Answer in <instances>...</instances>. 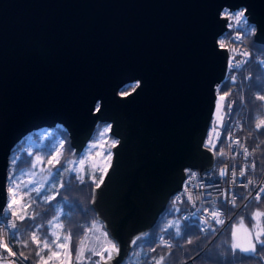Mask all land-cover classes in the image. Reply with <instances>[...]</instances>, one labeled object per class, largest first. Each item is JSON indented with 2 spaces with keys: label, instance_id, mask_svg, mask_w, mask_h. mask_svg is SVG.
<instances>
[{
  "label": "water",
  "instance_id": "obj_1",
  "mask_svg": "<svg viewBox=\"0 0 264 264\" xmlns=\"http://www.w3.org/2000/svg\"><path fill=\"white\" fill-rule=\"evenodd\" d=\"M238 5L264 42V0H0V213L11 151L28 132L63 124L82 135L78 151L110 118L120 141L91 206L117 241L110 264L123 260L183 166L211 167L202 141L227 65L221 10Z\"/></svg>",
  "mask_w": 264,
  "mask_h": 264
},
{
  "label": "trees",
  "instance_id": "obj_2",
  "mask_svg": "<svg viewBox=\"0 0 264 264\" xmlns=\"http://www.w3.org/2000/svg\"><path fill=\"white\" fill-rule=\"evenodd\" d=\"M241 25L239 32L242 36V45L249 50L246 59L248 62L240 68L238 82L227 81L223 84V89H230V95L235 99L237 112L244 120V131L250 153L256 161L254 171L256 174H261L264 173V127L258 130L257 124L264 119V101L258 100L257 97L264 95V42L254 38V22L245 17ZM132 86V83L125 84L122 90L130 89ZM107 124L108 122L103 121L97 123L87 148L80 153L74 151L68 128L59 123L48 127L43 137H40L38 131L46 127L33 129L32 133L37 143L32 147L27 146V135H25L12 149L8 173L18 176L28 175L30 179L39 183V188H42L40 196L28 190L27 194L20 198L19 203L13 206V210L17 213V227L11 232L10 239L15 233L13 243H17L18 246L14 249L18 253L23 251L28 255L29 260L26 262L29 264H35L38 260L35 256V251L38 249L29 239L34 231L41 240L44 239L45 234H49V242L55 239V236H51V233L55 232L60 236L58 243H63L64 236L70 232L73 264H76V248L90 231L92 222L97 217L96 211L91 206L93 188L101 180L110 161L109 153H112L111 143L115 137L110 132L101 136L108 127ZM99 138L101 141L98 140ZM57 142L64 145L63 149L56 145ZM93 144L96 145L95 148L90 147ZM57 150L62 152L59 157L61 163L52 167L48 165L47 160L55 155ZM37 156L42 157L43 161L38 163L36 168H32ZM77 157L85 161L83 170L74 163L68 166L76 168L77 172L61 171L56 175L66 161L71 158L77 160ZM13 160L16 161L15 165ZM218 162L219 159L216 157L215 163ZM77 175L83 177V183L73 178ZM45 196L48 197L47 202L43 199ZM26 200L28 204L24 205ZM180 208V205L169 200L157 221L133 238L127 255L118 264H155V261L161 257H164L163 264H264V250H258L251 255L239 251L233 254L230 251L231 226L234 221L243 218L250 226L253 236L258 231L256 225L264 228V216L256 220L253 215L256 209L264 212V193L259 201L248 200L229 224L218 233L212 222L199 226L192 219L182 218ZM19 216H24V220L21 221ZM160 235H162L161 239ZM22 240H29L28 248L19 245V241ZM53 250L62 253L63 249L53 247ZM48 254L47 249L41 253L45 258ZM61 258L62 255L58 258L54 257L49 264H59ZM98 260L99 257L93 256L89 261L82 260V264H95Z\"/></svg>",
  "mask_w": 264,
  "mask_h": 264
},
{
  "label": "built area",
  "instance_id": "obj_3",
  "mask_svg": "<svg viewBox=\"0 0 264 264\" xmlns=\"http://www.w3.org/2000/svg\"><path fill=\"white\" fill-rule=\"evenodd\" d=\"M224 9H228L235 14L240 11L245 12L246 7L243 5L225 6L221 13ZM242 22L243 19L239 25H236L234 20L226 21L227 27L222 35L218 37V41H225L228 49L227 65L223 79L215 85L213 109L202 142L204 146L212 150L219 162L215 163V159L213 166L204 172H200L196 167L186 166L182 184L175 189L171 196L172 201L181 206L180 216L182 218L192 219L199 226H204V221L207 219L216 226V233L229 224L248 200L256 199L259 188L264 187V173L256 174L255 168L252 167L253 163L256 165V161L250 153L242 115L237 112L236 102L230 95V89H223V84L227 81L238 82L239 70L244 64L242 63L239 67H232L230 70L229 61L232 60V57H235V61H233L235 63L245 61L249 56V50L241 42L242 36L239 28L242 26ZM232 49H235V51H232ZM241 53H248V56L240 55ZM225 93H228V95H225ZM222 95L225 97L223 101L220 100ZM218 104L219 109L217 108ZM209 140H211V144H209ZM236 141H239V143L237 144ZM244 149H247L248 154H245ZM225 169H227V174L221 175V172ZM233 170L236 172L235 183H233L232 177ZM241 171H245L244 176L240 175ZM11 176L13 175L8 173L7 177ZM17 176L18 174L15 175V178L16 184L19 185L17 188V200L19 201L21 197L23 198L27 194L28 190L38 187L39 183L30 179L28 175ZM24 179L26 180L25 184ZM29 180H32L33 183L29 184ZM248 181L252 183L248 184ZM244 185H247V187ZM8 186H14L11 180H7L6 187ZM225 194H227V200ZM262 194L260 193V196ZM189 196L191 199H189ZM232 199H235V207L230 202ZM8 200L11 202V197L6 199L0 213V234L6 240L10 239V234L14 230L11 225L13 223L17 225V217L12 215L13 209H9L7 206L10 203ZM27 204L28 201H24V205ZM212 210L221 213V218L225 221L223 225L216 224L214 220L210 219ZM93 225H95V228H93ZM105 233L107 237H105ZM159 238L161 239L162 235ZM106 239L117 244L104 226L103 221L100 218L94 219L90 231L86 233L83 239L85 256L89 257L83 260L89 261L93 257L87 249H101L102 246H106ZM13 251H16L14 247ZM64 251L63 249L62 253ZM4 254V249L0 248V259ZM9 259H18V257H10ZM62 259H64L63 255ZM73 260L72 258V264ZM20 264L29 263L21 261Z\"/></svg>",
  "mask_w": 264,
  "mask_h": 264
},
{
  "label": "snow or ice",
  "instance_id": "obj_4",
  "mask_svg": "<svg viewBox=\"0 0 264 264\" xmlns=\"http://www.w3.org/2000/svg\"><path fill=\"white\" fill-rule=\"evenodd\" d=\"M222 18L225 21L228 20H234L236 25H239L241 20L244 19L245 17V12L244 11H240L238 13L233 14L232 12H230L228 9H224L221 13ZM218 46L221 49H226V43L224 40H219L218 41ZM232 51H235V49H232ZM240 55L243 56H248V53H241ZM233 61H235V57H232V60L229 61L230 64V70L232 67H239L242 63H247L248 61H242V62H235L233 63ZM234 79V78H233ZM140 85L137 84L135 86V88H139ZM135 88L132 89V91H135ZM131 93L129 91H124L121 93L122 96H128ZM225 95H228V93H225ZM224 95H222L220 97V100L223 101L224 100ZM258 100L264 101V95L258 96L257 97ZM217 108L219 109V104L217 105ZM96 112H100L101 109L99 106H97L95 108ZM262 127H264V119H262L258 124H257V129H261ZM111 130V127H106L104 129V131L101 133V136L106 135L109 131ZM119 142L116 140H113L111 143V147H116L117 144ZM236 143L238 144L239 141H236ZM209 144H211V140H209ZM64 145L61 144L60 145V149H63ZM91 148H95L96 145L93 144L90 146ZM215 146L213 145V148ZM245 154L247 153V149H244ZM222 154V153H221ZM29 155H31V153H29ZM62 155V152L60 150H57L56 154L51 156V158H49L47 160L48 165H51L52 167H55L56 165L60 164L61 161L59 159V157ZM111 157V153H109V158ZM43 161V158L40 156L36 157V162H34L32 164V168H36L38 163H41ZM16 161L13 160V165H15ZM74 162L73 161H66L65 165H63L61 167L60 170H58L56 172V175H59L61 171H66L68 173H74L77 172V169L74 167H69L68 165H72ZM85 163V161L83 159H81L79 161V164L81 165V169L83 164ZM255 164L253 163L252 167L255 168ZM227 174V169L223 170L221 172V175H226ZM31 175H35V173H31ZM241 176L245 175V171H241L240 172ZM235 176H236V172L235 170H233L232 172V177H233V183H235ZM75 179H79L81 183L84 182L83 177L77 175L75 177H73ZM7 180H11L13 182L14 186H8L6 188V193L10 194L11 197V202L8 203V208L9 209H13L14 205H17L19 203V201L17 200V188L19 187V185L16 184V178L15 175L11 176V177H6ZM29 184H32L33 181L29 180L28 181ZM251 181H248V184H251ZM99 186V185H97ZM245 187H247V185H244ZM61 187H63V184H61ZM33 192L36 193L37 196L41 195V191L42 188L39 187H34L32 189ZM260 193H264V187H260L256 196L257 201H259L261 199ZM22 199V197H21ZM43 199L45 200V202L48 201V197H43ZM189 199H191V197L189 196ZM225 199L227 200V194H225ZM233 205V207H235V199H232L230 201ZM13 216H17V213L15 210H13L12 212ZM264 216V212H256L255 213V217H262ZM19 219L21 221L24 220V216H19ZM210 219L214 220L216 224H220L223 225L225 223L224 219L221 218V213L219 211L216 210H212L210 213ZM205 224H208L209 221L206 219L204 221ZM62 227V225H57ZM12 228H16L17 225L15 223H13L11 225ZM258 231L256 232V234L253 236V233L250 229L244 228V220L243 218L240 219L239 221V226L236 230H234L232 232V236L235 242H233L231 244V248L230 251L235 254L237 251H239L240 253H244V254H255L258 252V250H264V228H260L259 225L255 226ZM93 228H95V225H93ZM240 228H244V231L247 233L246 236V241L244 243L239 242V240L236 239L237 237V231H239ZM213 231H215V229H213ZM51 236H55V239L51 240V242H49V234H45V237L43 240H41L36 232H32L29 239L31 240V242L33 244L36 245V248L38 249L37 251H35V256L38 257V260L35 262V264H49V261H52L54 257H60L61 255L64 256V259L59 260V264H72V249H71V233L69 232L67 235L64 236V242L63 243H58V241H60V236L57 235L55 232L51 233ZM105 237H107V234L105 233ZM13 240H15V233L12 234V238L11 239H4L3 235L0 234V248L4 249V255L2 256V259H0V264H20L21 261H28L29 260V256L25 255V253L23 251H13V247H17L18 244L17 243H13ZM188 243H192V241H188ZM11 245V246H10ZM19 245H22L23 248H28L29 247V240H22L19 241ZM42 245V246H41ZM167 247H171V245H165ZM259 246V248H258ZM53 247H55V249H64L65 251L63 253H60L59 251H55L53 250ZM47 249L48 250V255L45 258V256H42L41 253L44 252V250ZM87 251L92 255V256H98L99 260L95 262V264H110L111 261H113L115 259V257L117 255H119V248L117 247L116 244L112 243L111 240H107L106 239V246H102L101 249H96V248H89L87 249ZM153 251H155V249H153ZM10 257H18V259H9ZM89 257L85 256V246H84V241L81 240L79 242V246L76 248V255H75V261L76 264H82V260L83 259H88ZM163 260L164 257H161L159 260L155 261V264H163Z\"/></svg>",
  "mask_w": 264,
  "mask_h": 264
},
{
  "label": "rangeland",
  "instance_id": "obj_5",
  "mask_svg": "<svg viewBox=\"0 0 264 264\" xmlns=\"http://www.w3.org/2000/svg\"><path fill=\"white\" fill-rule=\"evenodd\" d=\"M60 124V123H59ZM43 128H45V127H43ZM46 129H48V127H46L45 129H40V131H38L39 132V135H40V137H43L44 135H45V131H46ZM27 141V146L28 147H32L34 144H36L37 143V140H36V138H35V135L32 133V131L31 132H29L28 134H27V139H26ZM99 141H101V139L99 138L98 139ZM114 140H115V138H114ZM89 141H90V139L88 140V143H89ZM88 143L86 144V148H87V145H88ZM57 146H60V142H57V144H56ZM79 147H81V146H79ZM54 150H56V148H54ZM74 151H75V149H74ZM76 152V151H75ZM80 153V152H79ZM214 158H213V160H212V163H211V166L214 164V162H215V159H216V157H215V155L213 156ZM81 159H83V158H79V157H77V160L75 159V158H71V160L70 161H73L74 163H75V165H77L78 167H80L81 165L79 164V161L81 160ZM74 163L72 164V165H74ZM25 180V179H24ZM26 183V180L24 181V184ZM10 197V194H7V198H9ZM8 202H10L9 200H8ZM167 207V204H166V206H165V208ZM256 212H261V211H259V210H255L254 212H253V215H254V217H255V213ZM162 213V212H161ZM160 213V214H161ZM256 218V220H259L260 219V217H255ZM241 219V218H240ZM240 219H238V220H236V221H234L233 223H232V226H231V233L234 231V230H236L237 228H238V226H239V221H240ZM244 228H247V229H250L251 230V228H250V226L244 221ZM244 228H240L239 229V231H237V237H236V239L237 240H239V242H241V243H244L245 241H246V236H247V233L244 231ZM252 231V230H251ZM253 233V232H252ZM114 238V237H113ZM115 239V238H114ZM116 240V239H115ZM233 242H235L234 241V239H233V236H232V238H231V243H233ZM117 245V244H116ZM98 257V256H97ZM72 258H74L73 256H72Z\"/></svg>",
  "mask_w": 264,
  "mask_h": 264
},
{
  "label": "flooded vegetation",
  "instance_id": "obj_6",
  "mask_svg": "<svg viewBox=\"0 0 264 264\" xmlns=\"http://www.w3.org/2000/svg\"><path fill=\"white\" fill-rule=\"evenodd\" d=\"M130 83H132V84H134V82H130ZM132 88V87H131ZM130 88V89H131ZM129 89H127V91H128ZM124 91H126V90H122V88L120 89V93H122V92H124ZM99 121H103V122H108V124H107V126L109 127H111V129H112V120L110 119V118H106V117H103L102 119H99L98 121H97V123L99 122ZM97 123H96V125H97ZM95 125V126H96ZM95 128V127H94ZM69 130V129H68ZM94 130V129H93ZM111 131V130H110ZM109 131V132H110ZM70 130H69V134H70ZM93 132V131H92ZM110 134H112L114 137H115V140L116 141H120V135L119 134H117V133H114L113 134V132L111 133L110 132ZM91 135H92V133H91ZM91 137V136H90ZM71 140H72V144H73V146H74V149H75V151L76 152H82L85 148H86V144L88 143V140L90 139V138H86L84 141H83V144H81V145H79V146H81L80 147V149L77 151L76 150V146H77V142H79L80 140H82V135H80V134H74V135H72L71 136V138H70ZM111 150H112V147H111ZM112 155H113V152L111 153V157H110V161H109V163H108V165L112 162ZM107 165V166H108ZM185 165L183 166V169H184V171H185ZM106 170V169H105ZM105 172V171H104ZM171 194H172V191L171 192H169V194H168V197H167V200H166V203L168 204V202H169V200H170V198H171ZM113 204H111V206H112ZM104 213H106V211L104 212ZM105 216L107 215V214H104ZM102 219V218H101ZM103 220V222L104 223H106L107 222V220H109V219H102Z\"/></svg>",
  "mask_w": 264,
  "mask_h": 264
}]
</instances>
